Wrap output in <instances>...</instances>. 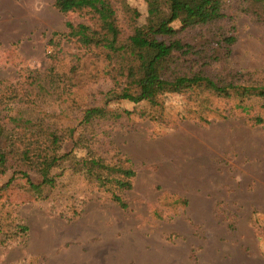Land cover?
I'll list each match as a JSON object with an SVG mask.
<instances>
[{
    "label": "rangeland",
    "instance_id": "obj_1",
    "mask_svg": "<svg viewBox=\"0 0 264 264\" xmlns=\"http://www.w3.org/2000/svg\"><path fill=\"white\" fill-rule=\"evenodd\" d=\"M110 1L125 33L130 21L122 9L124 3L138 11V24L148 22L144 0ZM53 2L0 0V79L20 85L27 68L43 74L51 65V55H57L65 71L75 63L71 76L76 86L55 109L62 111L59 117L65 125H74L84 107L102 104L113 82L104 72L99 51L76 40L91 37L88 30L77 27L84 24L92 30L90 14L61 13ZM262 8L243 0H224V16L219 21L187 28L178 37L200 43L214 38L213 34L233 35L229 54L209 59L205 72L215 76L239 71L262 79ZM66 21L74 25L72 30ZM172 25L180 27L178 21ZM54 32L58 34L50 43ZM197 91L170 93L161 98L162 107L126 100H111L107 105L121 116L114 122H102L90 146L107 158L115 154L129 159L135 172L131 188L117 190L126 208L112 199L110 191L73 173L70 164L74 162L64 154L72 149L80 127L58 151L62 159L51 169L56 184L45 187L40 196L29 190L26 177L13 168L0 175V264H47L60 259L64 251L76 254L77 248L81 249L79 264H94L101 259L95 245L103 242L105 230L118 228L113 234L117 237L119 228L126 226L130 231L134 227L140 232L160 231L169 241L179 236L170 233L178 226L204 231L212 227L223 235L225 242L219 243L223 251L234 253L242 264H264V99H245L242 109L234 94L219 98L207 90ZM103 130L107 135H102ZM74 151L77 157L85 154L81 147ZM29 176L35 183L40 181L36 171ZM205 201L213 204L212 215L197 218L198 211L204 212ZM59 224L73 230L79 225L88 231L78 239L67 238L65 244L57 238L48 252H42V237L47 230L60 234ZM230 238L235 239L233 246L227 242Z\"/></svg>",
    "mask_w": 264,
    "mask_h": 264
},
{
    "label": "trees",
    "instance_id": "obj_2",
    "mask_svg": "<svg viewBox=\"0 0 264 264\" xmlns=\"http://www.w3.org/2000/svg\"><path fill=\"white\" fill-rule=\"evenodd\" d=\"M144 1L148 11V22L144 25L137 23L138 11L123 4L122 9L129 14L130 21L129 31L125 33L110 0H54L55 8L61 13L90 14L95 27L92 30L84 24L77 27L88 30L91 37L76 40L99 51L113 88L104 93L101 105L84 107L74 125H65L59 117L62 111H56V107L58 102H65L72 95L76 86L71 76L75 63L65 71L57 55H51V65L43 74L27 68L20 85L0 79V175L13 168L26 177L29 190L40 196L45 187L56 184L57 176L51 174V169L62 159L58 151L80 127L82 132L72 149L64 154L74 162L70 164L73 173L81 174L98 189L110 191L112 199L126 208L117 190L131 188L135 172L129 159L115 154L107 158L99 148L90 146L92 140H97L102 122H114L121 116L118 110L107 108L111 100L146 101L150 106L162 107V97L170 93H191L195 88L197 92L207 90L219 98L234 94L242 109L246 108L242 103L245 99H264V77L255 79L239 71L215 76L205 72L209 59L229 54V46L235 41L233 35L213 34L214 38L200 43L178 37L179 32L187 28L210 26L219 21L224 16V0ZM243 1L261 5L263 12L259 14L264 19V0ZM175 21L180 23L179 28L173 27ZM65 25L71 30L74 28L69 21ZM57 34L52 33L50 43ZM256 121L261 119L258 117ZM102 135H107V131L103 130ZM78 147L85 150L79 157L74 154ZM30 171L39 174V182L31 180ZM10 181L2 186L6 187ZM20 229L27 230V227L20 226Z\"/></svg>",
    "mask_w": 264,
    "mask_h": 264
},
{
    "label": "crops",
    "instance_id": "obj_3",
    "mask_svg": "<svg viewBox=\"0 0 264 264\" xmlns=\"http://www.w3.org/2000/svg\"><path fill=\"white\" fill-rule=\"evenodd\" d=\"M203 203L204 212L198 211L197 218L212 215L213 204L207 201ZM59 225L63 229L60 234L47 230L42 237V252H48L57 238L63 239L61 242L65 244L67 238L78 239L88 231L85 228L82 231L79 225L74 230L69 226ZM117 229L114 228V231ZM206 229L209 231L194 226H178L176 230L171 229L170 233L175 232L179 236L169 241L166 236L162 238L160 231L140 232L136 227L130 231V227L126 226L119 228L120 236L116 237L113 234L117 232L111 228V231L105 230L103 242L95 245V253L99 251L101 259H97L94 264H242V260L234 253L229 255V252L223 251L219 246V243L225 242L220 230L212 227ZM227 242L232 246L236 243L234 238ZM80 252L79 248L76 249V254L64 251L60 259H52L47 264H79ZM224 254L226 257H223Z\"/></svg>",
    "mask_w": 264,
    "mask_h": 264
}]
</instances>
